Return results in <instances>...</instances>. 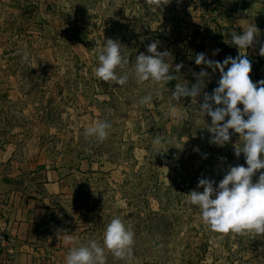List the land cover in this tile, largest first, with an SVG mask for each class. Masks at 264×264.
I'll use <instances>...</instances> for the list:
<instances>
[{
  "label": "rangeland",
  "instance_id": "374dc122",
  "mask_svg": "<svg viewBox=\"0 0 264 264\" xmlns=\"http://www.w3.org/2000/svg\"><path fill=\"white\" fill-rule=\"evenodd\" d=\"M12 1L0 0V151L13 145L23 157V145L43 143L32 158L67 179L65 192L50 203L43 242L67 231L74 246L90 239L102 244L106 224L118 215L135 233L133 255L118 258L106 250L105 264H264V235L214 231L186 196L201 178L218 184L230 166H247L243 153L235 155L243 142L234 130L224 146L209 142L211 117L198 106L203 93L197 103L171 99L175 84L196 83L193 73L201 68L210 74L209 94L220 79L218 69L212 73L194 60L199 52L221 62L227 57L215 52L208 4L29 0L38 6L23 16L9 10ZM109 38L127 48L125 71L153 41L171 53L170 71L183 68L167 83H137L131 73L123 86L105 82L94 69ZM250 78L263 80L258 71ZM149 93L152 103L141 104ZM97 120L112 124L103 141L85 135ZM157 135H163L158 147L152 143ZM48 260L37 256L33 264Z\"/></svg>",
  "mask_w": 264,
  "mask_h": 264
},
{
  "label": "clouds",
  "instance_id": "9594fccd",
  "mask_svg": "<svg viewBox=\"0 0 264 264\" xmlns=\"http://www.w3.org/2000/svg\"><path fill=\"white\" fill-rule=\"evenodd\" d=\"M243 33L231 34L232 44L239 50L236 57L227 56L221 62L208 58L204 52L195 55L197 65H206L215 73L218 69L220 79L212 93L204 91L206 80L210 74L204 68L193 73L198 76L196 83H176L171 92V99L179 101L191 97L192 103L203 93V102L199 111L211 117L208 130L214 135L209 142L224 146L230 141V130L240 134V141L235 147V155L243 153L246 165L230 166L217 184L208 178L198 181V188L186 194L188 201L198 207L201 219L212 230L218 232L252 233L264 235V172H260L254 182L253 176L258 170L264 169V80L253 82L250 78L252 62L248 55L242 54L254 46L260 34L255 23L243 28ZM159 41L147 46V53H140L132 63V68L125 71L129 63L127 48L119 40L107 39L103 48L98 51V65L94 74L103 81H114L123 86L129 80V73L137 83H167L177 79V73L183 64L175 65V74L170 71L171 53L167 50L158 51ZM215 52H219L216 49ZM259 53L264 56V43ZM28 53H24V59ZM153 97L149 93L140 99L141 104L150 105ZM242 104L243 108L238 105ZM175 114V105L171 108ZM112 124L108 120H97L85 129V135L103 141L109 136ZM162 136L153 138V146H160ZM226 159V158H222ZM202 188L203 191L198 189ZM66 241H73L72 234L63 231L58 233ZM135 233L130 224L120 216H114L105 226L103 242L90 239L87 243L72 246L66 255V264H105V251L109 250L115 257L125 258L133 255Z\"/></svg>",
  "mask_w": 264,
  "mask_h": 264
},
{
  "label": "crops",
  "instance_id": "0c3cea01",
  "mask_svg": "<svg viewBox=\"0 0 264 264\" xmlns=\"http://www.w3.org/2000/svg\"><path fill=\"white\" fill-rule=\"evenodd\" d=\"M208 4V14L213 19V44L226 56H238V48L232 44L231 34L243 33L251 23L260 29L254 46L242 50L252 62V73L260 72L264 80V56L259 49L264 43V1L263 0H203ZM33 4L29 0H13L9 4L12 12L25 13ZM38 130V129H37ZM36 134V133H35ZM43 143L23 145V157H17L13 145L0 151V232L5 233L10 245L0 251V264H33L37 256L49 257V264H66V255L75 245L55 235L43 242L47 216L52 208L53 198L65 192L67 179L60 171L44 168L38 156L32 152L43 150ZM63 233V232H62ZM60 233V234H62Z\"/></svg>",
  "mask_w": 264,
  "mask_h": 264
},
{
  "label": "built area",
  "instance_id": "2783aa9c",
  "mask_svg": "<svg viewBox=\"0 0 264 264\" xmlns=\"http://www.w3.org/2000/svg\"><path fill=\"white\" fill-rule=\"evenodd\" d=\"M9 245H10V240L8 236L5 233L0 232V251L7 249Z\"/></svg>",
  "mask_w": 264,
  "mask_h": 264
}]
</instances>
